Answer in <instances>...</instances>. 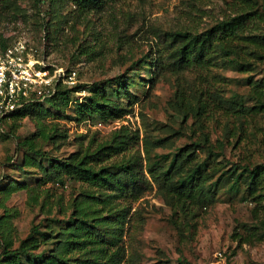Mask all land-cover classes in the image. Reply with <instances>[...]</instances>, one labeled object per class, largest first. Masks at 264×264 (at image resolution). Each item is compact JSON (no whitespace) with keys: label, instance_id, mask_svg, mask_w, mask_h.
Returning a JSON list of instances; mask_svg holds the SVG:
<instances>
[{"label":"rangeland","instance_id":"1","mask_svg":"<svg viewBox=\"0 0 264 264\" xmlns=\"http://www.w3.org/2000/svg\"><path fill=\"white\" fill-rule=\"evenodd\" d=\"M233 1L105 0L99 8L83 10L71 1L54 8L49 0H16L0 3V35L34 47L36 57L53 74V81L57 79L64 86H87L115 75L132 74L130 88L137 100L132 110L117 120V126H127L132 135V131L138 132V137L129 138L126 148L114 157L139 153L145 166L148 147L152 160L167 164L168 155L195 140L203 128L210 133L211 143L223 142L214 165L240 168L244 163H264V108L257 112L250 108L256 101L253 83L264 73V59L249 58L252 63L248 69L221 57L207 67L177 68L168 64L170 57L162 35L185 27L201 30L235 13L238 8ZM258 30L264 31V20ZM83 94V89L75 93ZM110 96L115 98L111 92ZM117 99L126 102L123 97ZM199 104L202 107L197 112L183 115L182 109ZM49 108L48 113L8 119L5 131L0 132V188L8 182L20 185L7 196L0 195V228L6 227L4 233H9L13 246L48 214V209L50 216L65 218L71 211V199L80 189L98 188L69 176L58 181L41 180L37 161L48 163L50 156L77 150L80 133L86 134L84 145L92 137L104 142L112 133L109 127L98 129L77 122L72 104L63 109ZM40 122L47 137L36 134ZM50 127L63 134L56 145L48 138ZM31 137L35 148L44 153L16 146L18 140ZM156 139H161L159 145ZM204 154L198 149L195 159L183 163L182 171ZM146 176L149 185L144 194L127 201L131 208L122 264H213L218 250L224 253V264H264V236L241 244L232 236L234 229L247 233L245 226L256 224L257 215L264 217V184L254 199L243 184L232 186V180L223 176L214 199L185 214L165 201L163 184Z\"/></svg>","mask_w":264,"mask_h":264},{"label":"trees","instance_id":"2","mask_svg":"<svg viewBox=\"0 0 264 264\" xmlns=\"http://www.w3.org/2000/svg\"><path fill=\"white\" fill-rule=\"evenodd\" d=\"M15 1L0 0V3L10 4ZM49 1L54 8L63 5L65 1H71L83 10L99 8L105 3V0ZM233 3L238 8L235 13L227 14L201 30L185 27L164 32V47L168 49L170 57L168 64L177 68H203L211 65L216 57H221L232 61L240 69H248L247 66L252 63L249 58L263 60L264 31L258 29L264 20V0H234ZM7 42L8 38L0 35V44ZM131 78L132 74H119L87 86L78 83L71 87L58 82L53 95L43 101L27 103L11 112L10 120L39 111L48 113L49 107L63 109L69 104L73 105V116L79 123L86 119L107 123L122 119L132 110L137 100V95L130 88ZM253 87L256 101L250 108L257 112L264 108V73L254 81ZM81 89L85 90V94L75 95ZM110 92L115 98L110 96ZM121 97L126 99L125 103L117 99ZM201 107L200 104L196 107L188 105L182 109V113L187 116L191 110L197 112ZM39 124L36 134L42 138L47 137L46 127L42 122ZM50 130L48 138L56 145L63 134L57 127H50ZM111 131L106 141H96L92 137L86 145L83 143L86 134L80 133L77 150L66 155L50 156L48 163L36 162L43 181H58L63 176H69L98 188L80 189L71 199V211L65 218L50 216L48 209V214L34 223L15 246L12 245L9 233H4L6 227L0 228V263L122 264L126 256L125 225L131 208L127 201L140 198L147 190L149 179L146 173L152 180L165 186V201L185 214L192 207L210 203L223 176L232 180V186L243 184L245 191L254 199L257 196L255 192L263 187V162L253 165L244 163L240 168L216 167L214 164L218 161L215 158L220 155L223 142L219 140L217 144L211 143L210 133L203 128L195 140L186 142L168 155L167 164L152 160L147 147L145 166H142L139 153L114 157L126 148L129 138L138 137V132L132 131V135L123 124L111 128ZM160 143L161 139L155 140L156 145ZM16 146L37 154L44 153L35 148L32 137L18 140ZM198 149L205 152L204 157L182 171L183 163L195 159ZM215 172L219 173L211 180ZM19 187L8 182L0 188V195L7 196ZM56 221L57 224L54 223ZM255 223L251 227L245 226L249 229L247 233L234 229L232 236L240 244L252 238L262 239L264 217L257 215Z\"/></svg>","mask_w":264,"mask_h":264},{"label":"built area","instance_id":"3","mask_svg":"<svg viewBox=\"0 0 264 264\" xmlns=\"http://www.w3.org/2000/svg\"><path fill=\"white\" fill-rule=\"evenodd\" d=\"M36 49L24 40L8 41L0 44V132L5 131V121L10 113L33 101H43L53 95L57 83L53 74L41 59L36 57ZM58 81V82H57ZM84 126L101 129L114 128L118 121H82ZM213 264H224V253H214Z\"/></svg>","mask_w":264,"mask_h":264}]
</instances>
